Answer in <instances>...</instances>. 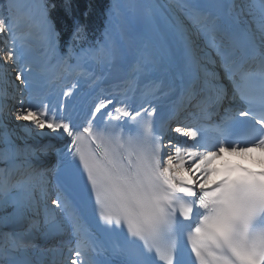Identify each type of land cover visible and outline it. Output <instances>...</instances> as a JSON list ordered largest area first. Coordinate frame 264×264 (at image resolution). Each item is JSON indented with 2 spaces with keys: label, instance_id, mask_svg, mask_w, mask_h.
<instances>
[{
  "label": "snow or ice",
  "instance_id": "1",
  "mask_svg": "<svg viewBox=\"0 0 264 264\" xmlns=\"http://www.w3.org/2000/svg\"><path fill=\"white\" fill-rule=\"evenodd\" d=\"M65 3L70 11L71 0ZM177 4L183 18L174 16L168 26L190 76L184 89L186 103L204 114L227 98L220 73L205 67L198 55L194 36L203 35L216 52L234 99L242 105L218 126L212 140L197 121L185 122L179 112L158 121L155 107L133 105L121 98L126 93L101 91L82 117L68 112L77 83L66 86L54 103L47 96L26 97L29 90H38L28 59L32 42L59 56L68 70L89 75L78 70L109 64L120 54L122 5L113 0L103 43L85 47V26L77 21L61 55L52 0H0V67L16 65L19 70L15 86L21 98L15 119L28 122L26 131L40 130L65 141L62 148H55L21 145L8 133L2 137L0 236L6 237L12 250L19 247L17 229L39 214V200L48 196L46 177L55 172L58 183L79 197L73 206L58 194L51 201L56 207L44 208L50 229L59 226L54 216L48 219L50 212L67 214L66 227L76 237L67 264H97L89 255L94 242L81 222L86 210L102 222L104 231L116 234L113 253L120 258L116 264H264V168L212 166L218 156L242 145L244 151L264 149V0L232 5L238 8L230 10L232 24L238 27L244 18L243 45L231 25L219 23L220 0H177ZM144 10L149 20L159 11L155 4H145ZM220 32L223 38L217 42ZM242 47L248 59L238 58ZM52 152L59 158L54 169L40 170L38 160L33 163L38 155ZM22 157L28 166L24 172L18 164ZM213 173H218L215 180Z\"/></svg>",
  "mask_w": 264,
  "mask_h": 264
},
{
  "label": "bare ground",
  "instance_id": "2",
  "mask_svg": "<svg viewBox=\"0 0 264 264\" xmlns=\"http://www.w3.org/2000/svg\"><path fill=\"white\" fill-rule=\"evenodd\" d=\"M160 1L150 0V2L152 4H155L159 9V11L154 14L151 20H149L143 12L141 14V20L135 22L136 28L139 30L138 34H124V37H126L127 40V46L130 49L129 56L125 62L122 61V54L120 52V54L109 64H89L87 67L78 70L79 72L87 73L89 75L81 76L78 75L76 72H72L71 75H68L71 80H69L68 78L63 80L64 77L62 78V84L65 85H62L60 93L62 90H66V86L71 85L73 83L78 84V89L76 90L73 98L70 100L68 106V112L73 115V117L77 115L82 117L91 107L96 95L99 94L101 91L126 93L127 95L129 93V90L119 89L121 85L117 83V80H123L124 78L128 77H132L133 82L138 81L139 85H142V87L138 89L139 94H141V97L135 99L136 97L133 94V97L129 100V102L133 105L139 106L141 104V100H147V102L144 103L145 107H148L150 104L152 107H155L157 110H159L160 104L156 98V94L158 92L157 90L148 89V87L159 84V90H161L162 88H164L165 90L171 89V85L175 81H177L175 79L177 76L176 72H178V75L182 76L181 73L187 70L180 57V44L178 41L172 38L171 30L168 26V21H170L174 16H183V10L178 6L177 0H164V8L162 7L161 3H159ZM169 1H171L173 4H170ZM220 1L224 3V0ZM229 1L231 0H228L227 5H229ZM144 2L147 1L144 0ZM179 11L182 12L178 14ZM225 17L229 18L228 20L232 21L230 14L226 15ZM244 28L245 27L243 26V24H240L238 27H236V30L238 32H241V35L244 34L245 36ZM128 36H132L134 37V39L130 40ZM201 36L202 35H198V37L194 36L196 46L200 45L202 47V44L205 43L203 42ZM196 39L199 40L197 41ZM103 41L104 38L102 40V43ZM205 52L207 53V49H204L203 46V50L199 54L202 55L207 61H211L213 58L210 56V54H206ZM28 59L31 61V67L35 69L34 81L37 83V85H39V82L41 81V78L44 75H47L48 79L50 77L57 78L59 76L60 71L56 73L57 70L54 69L52 65H46L45 62H42L39 59L38 55L31 56ZM35 66H39L40 69L36 68ZM147 77H150L149 80L145 79ZM93 80H95V82H93ZM29 91L31 92L30 95H36L37 97L42 96V92L39 86L38 90L35 93H33L32 90ZM9 100L10 101L8 102V105H12L15 107V103L17 101L16 94L11 93L9 96ZM27 124L28 122L20 121L18 125H15L14 122V125L11 124L9 128L0 129V140H2L4 133H8L11 135L12 139H14L18 144L23 145L26 142L28 145H32L35 143L31 142L33 139H24L29 132L31 134L38 132L42 135H45L40 130L26 131L25 126ZM2 126L3 125H0V128ZM175 126V124L172 125V127ZM14 127L15 130H13L12 132L9 131V129ZM12 134L20 137L21 139L16 140V138H13ZM56 139L57 138H54L52 136L50 137V140L52 141H56ZM2 143L3 140L0 141V145H2ZM263 151L264 150H259L255 152V154H262ZM225 154H233L234 156L241 158L245 154V152H225L223 155ZM222 157L218 156L216 159L221 160ZM38 162L40 161L38 160ZM262 162H264V160ZM26 163L27 162L25 160H21L18 162L19 165H23ZM21 168H24V166H21ZM21 168L19 169V171L21 170ZM73 206L76 205L73 204ZM58 214L59 212L49 213L48 219H51L54 216L59 226L53 227L51 229L46 226L48 230H52L54 232H58L61 230L62 223L61 220L58 219ZM65 214L66 213H64V216H66ZM82 214H84V212ZM81 222L84 227L86 225L85 220L83 219ZM36 232H34V234H36ZM48 239L49 238H46L43 242H33L32 238H29V240H22L21 242H19V245L21 246H19L17 250L11 251L12 255L14 256L13 260L19 262V264H43L45 263L44 258L48 257L47 260H49L50 258L57 256V254L59 255L62 253L67 256L63 264H67V260L69 257L68 248L62 249L63 246L61 247L51 245L53 244V242L52 240ZM60 242L61 241H58V243ZM6 244H9L7 240H5L4 245Z\"/></svg>",
  "mask_w": 264,
  "mask_h": 264
},
{
  "label": "trees",
  "instance_id": "3",
  "mask_svg": "<svg viewBox=\"0 0 264 264\" xmlns=\"http://www.w3.org/2000/svg\"><path fill=\"white\" fill-rule=\"evenodd\" d=\"M54 15L62 36L66 37L72 28L70 12L79 15L90 30L98 29L101 24L103 10L108 0H71V9L67 11L65 0H55ZM86 11V13H84ZM97 36V32L94 33Z\"/></svg>",
  "mask_w": 264,
  "mask_h": 264
},
{
  "label": "rangeland",
  "instance_id": "4",
  "mask_svg": "<svg viewBox=\"0 0 264 264\" xmlns=\"http://www.w3.org/2000/svg\"><path fill=\"white\" fill-rule=\"evenodd\" d=\"M145 1H147V0H145ZM160 1V0H159ZM163 1V2H162ZM170 2V4H173L171 1H169ZM176 2V1H175ZM233 2H235L236 3V5H239V4H241L242 2H243V0H233ZM159 3H161V5H162V7L164 8V6L165 5H163V3H165L164 2V0H161ZM120 4L122 5V8L125 10V12H127V14H129L128 16H129V20H130V24H126L125 22H124V20H125V16H124V14H125V12H124V14H123V12H122V14H121V22H123L124 23V27L125 28H123L122 27V23H121V25H120V30H122V33H123V35L125 34V32H127V34H130V35H132L133 34V32H135V33H139V31H138V29L136 28V21H140L141 20V14L144 12L145 13V10H144V5L145 4H147V2H144V0H120ZM148 4H150L149 2H148ZM152 4V3H151ZM223 6H224V4H223ZM111 8V7H110ZM110 10V9H109ZM139 10V11H138ZM235 11H238V8H236V9H234ZM181 13V11H179V13L178 14H180ZM130 14H131V16H130ZM133 15V16H132ZM109 17V16H108ZM127 17V16H126ZM131 18V19H130ZM136 18V19H135ZM181 18H183V16L181 17ZM242 20H244V18H241ZM107 22H108V18H107V21H106V25H107ZM132 22H134V23H132ZM133 27V28H132ZM251 27H252V29L253 30H255V24H252L251 25ZM137 31V32H136ZM132 33V34H131ZM132 37V36H131ZM133 39H134V37H133ZM198 47H197V51H198V55H199V57H201V59L203 60V59H205L202 55L200 56V50H199V46L200 45H197ZM128 48V46L126 45V43H125V39H123V44H122V46H121V53H122V56H123V58L122 59H125V57H127V55H128V53H129V49H127ZM59 51H60V54L62 55L63 54V52H61V50L59 49ZM48 53V52H47ZM49 54V53H48ZM60 57L59 56H54V61H53V63L56 61H58V59H59ZM73 63H74V61H73ZM64 77V76H63ZM62 77V78H63ZM69 79V80H71L70 79V77H68V76H66V77H64L63 78V80H65V79ZM61 81H62V79H61ZM10 101V100H9ZM52 102V101H51ZM12 106V105H11ZM15 117V116H14ZM10 118H12V117H10ZM14 121H16V119H14ZM0 125H1V123H0ZM13 130H15V127L14 128H11L9 131H13ZM13 135V138H16V137H18V136H16V135H14V134H12ZM31 135H33V134H31L30 132L28 133V135L24 138V139H26V138H30L31 137ZM18 139H21L20 137H18ZM0 141H2V140H0ZM3 167V165L2 166H0V168H2ZM49 244V243H48ZM61 244V242L60 243H58V241H56V242H53V244H51V245H54V246H61L62 247V245H60ZM6 245H8V244H6ZM63 249V248H62ZM55 257V256H54ZM66 256H64V255H59L58 257H56L55 258V260H58V262L57 263H61V262H63V260H64V258H65ZM48 258V257H47ZM46 258V259H47ZM49 258H50V256H49ZM53 258V257H52ZM52 258H50V259H52ZM49 259V260H50Z\"/></svg>",
  "mask_w": 264,
  "mask_h": 264
}]
</instances>
